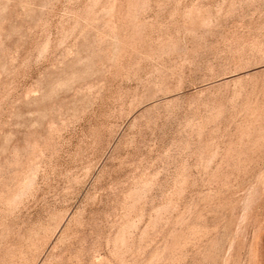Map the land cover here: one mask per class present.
Wrapping results in <instances>:
<instances>
[{"label":"rangeland","instance_id":"obj_1","mask_svg":"<svg viewBox=\"0 0 264 264\" xmlns=\"http://www.w3.org/2000/svg\"><path fill=\"white\" fill-rule=\"evenodd\" d=\"M0 264H264V0H0Z\"/></svg>","mask_w":264,"mask_h":264}]
</instances>
